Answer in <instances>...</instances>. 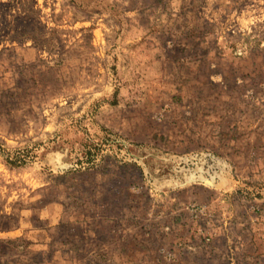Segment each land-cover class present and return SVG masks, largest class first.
<instances>
[{
	"label": "rangeland",
	"instance_id": "374dc122",
	"mask_svg": "<svg viewBox=\"0 0 264 264\" xmlns=\"http://www.w3.org/2000/svg\"><path fill=\"white\" fill-rule=\"evenodd\" d=\"M214 157L264 264V0H0V264H181L151 179Z\"/></svg>",
	"mask_w": 264,
	"mask_h": 264
},
{
	"label": "crops",
	"instance_id": "0c3cea01",
	"mask_svg": "<svg viewBox=\"0 0 264 264\" xmlns=\"http://www.w3.org/2000/svg\"><path fill=\"white\" fill-rule=\"evenodd\" d=\"M171 160L169 172H159L160 177L151 179L150 212L160 213V219L153 216L152 222H159L150 226V236L163 234L166 250L173 254L176 243L184 245L187 250L182 251L185 257L181 264H243L250 257L247 249L253 238L254 205L234 194L232 176L221 158H211L202 166H191L177 158ZM182 213L188 219L175 224L173 221ZM180 229L182 236L178 237ZM127 230L140 233L141 225L129 228L123 224L121 234L126 236Z\"/></svg>",
	"mask_w": 264,
	"mask_h": 264
}]
</instances>
